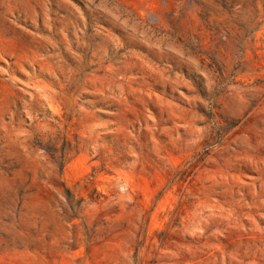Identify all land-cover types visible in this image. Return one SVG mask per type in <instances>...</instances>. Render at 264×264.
Here are the masks:
<instances>
[{
    "label": "rangeland",
    "instance_id": "obj_1",
    "mask_svg": "<svg viewBox=\"0 0 264 264\" xmlns=\"http://www.w3.org/2000/svg\"><path fill=\"white\" fill-rule=\"evenodd\" d=\"M0 264H264V0H0Z\"/></svg>",
    "mask_w": 264,
    "mask_h": 264
}]
</instances>
